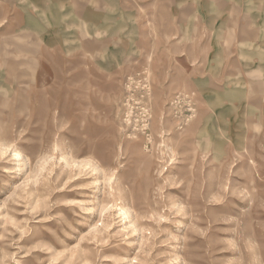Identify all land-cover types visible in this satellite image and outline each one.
<instances>
[{
    "label": "rangeland",
    "instance_id": "rangeland-1",
    "mask_svg": "<svg viewBox=\"0 0 264 264\" xmlns=\"http://www.w3.org/2000/svg\"><path fill=\"white\" fill-rule=\"evenodd\" d=\"M0 264H264V0H0Z\"/></svg>",
    "mask_w": 264,
    "mask_h": 264
},
{
    "label": "bare ground",
    "instance_id": "bare-ground-1",
    "mask_svg": "<svg viewBox=\"0 0 264 264\" xmlns=\"http://www.w3.org/2000/svg\"><path fill=\"white\" fill-rule=\"evenodd\" d=\"M121 209H122L124 215H127V214L129 213V212L127 211V209H126V210L123 209V208H121Z\"/></svg>",
    "mask_w": 264,
    "mask_h": 264
}]
</instances>
